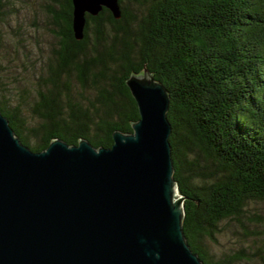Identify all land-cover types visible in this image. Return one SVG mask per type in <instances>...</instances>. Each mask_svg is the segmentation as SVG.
Here are the masks:
<instances>
[{"label": "trees", "instance_id": "1", "mask_svg": "<svg viewBox=\"0 0 264 264\" xmlns=\"http://www.w3.org/2000/svg\"><path fill=\"white\" fill-rule=\"evenodd\" d=\"M49 1L59 43L38 95L22 87L13 103L0 81V110L21 140L34 151L54 138L111 147L114 131L132 132L140 118L127 79L149 69L170 94L175 178L192 249L205 264L257 256L264 264V231L243 219L249 201H264V0H120V18L107 7L88 13L80 40L73 0ZM9 12L0 0V21ZM225 220L239 221L261 248L211 254L205 240H216Z\"/></svg>", "mask_w": 264, "mask_h": 264}, {"label": "water", "instance_id": "2", "mask_svg": "<svg viewBox=\"0 0 264 264\" xmlns=\"http://www.w3.org/2000/svg\"><path fill=\"white\" fill-rule=\"evenodd\" d=\"M73 30L120 0H73ZM127 84L140 118L111 147L54 138L34 151L0 110V264H205L184 230L168 116L170 94L149 69Z\"/></svg>", "mask_w": 264, "mask_h": 264}, {"label": "rangeland", "instance_id": "3", "mask_svg": "<svg viewBox=\"0 0 264 264\" xmlns=\"http://www.w3.org/2000/svg\"><path fill=\"white\" fill-rule=\"evenodd\" d=\"M10 7L6 20L0 21V81H4L9 89L8 95L13 103L18 101V92L22 87H28L32 98L38 95L40 76L48 73L49 58L53 50L58 47L59 39L54 34L52 18L48 13L49 0H4ZM3 68V69H2ZM74 87L78 88V81L74 78ZM75 88V91H76ZM47 89V88H45ZM76 94L78 95L77 91ZM1 96V94H0ZM25 113L30 116L31 109L24 106ZM248 214L244 217L250 230L264 231V223L255 221L257 216L264 217V201L251 200L246 206ZM264 221V220H260ZM222 231L216 240L206 239L205 244L211 254L237 252L244 248L246 254L257 252L256 246L261 248L262 240L253 242L252 237H246L241 223L237 220H225ZM264 238V236H263ZM263 247V246H262ZM264 251V247L260 249ZM261 254V253H260ZM236 264H262L259 256L253 261H241Z\"/></svg>", "mask_w": 264, "mask_h": 264}]
</instances>
